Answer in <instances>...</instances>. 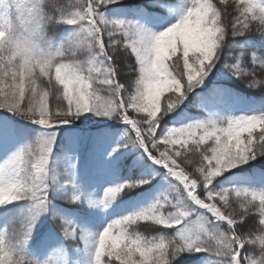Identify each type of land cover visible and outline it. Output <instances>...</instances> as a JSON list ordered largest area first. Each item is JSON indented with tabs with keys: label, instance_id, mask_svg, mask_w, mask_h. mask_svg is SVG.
I'll return each instance as SVG.
<instances>
[{
	"label": "snow or ice",
	"instance_id": "6c2138e0",
	"mask_svg": "<svg viewBox=\"0 0 264 264\" xmlns=\"http://www.w3.org/2000/svg\"><path fill=\"white\" fill-rule=\"evenodd\" d=\"M258 53L264 0H0V111L16 117L0 122V207L28 205L0 264H39L24 253L49 213L90 264H264V102L237 114L223 83L264 94ZM127 150L143 171L116 180ZM90 172L99 198L74 190ZM153 174L151 203L101 224L53 204L106 211Z\"/></svg>",
	"mask_w": 264,
	"mask_h": 264
},
{
	"label": "trees",
	"instance_id": "16d2710c",
	"mask_svg": "<svg viewBox=\"0 0 264 264\" xmlns=\"http://www.w3.org/2000/svg\"><path fill=\"white\" fill-rule=\"evenodd\" d=\"M135 0L126 1L128 4L134 3ZM117 18L120 19H131V15L124 14L119 15ZM243 37L239 38L240 43H244ZM237 55L239 53H236ZM264 55V53H258ZM212 79L211 77L209 78ZM207 83V82H206ZM227 88L231 89L232 99L243 100L244 103L260 104L264 102V94L260 93L257 89H247L241 84L238 80L234 78L228 79L223 82ZM187 103V102H186ZM226 105V104H225ZM227 106V105H226ZM190 114L195 115L201 110L198 108L189 109ZM95 117L92 120L88 121L89 126H95L94 122ZM79 123V122H78ZM112 123V122H111ZM110 123V124H111ZM23 124V123H21ZM117 128L124 130L123 125H117ZM128 155L124 158V167L121 169V172L116 180H126L128 178H137L141 175L143 169L139 160V153L137 150H127ZM149 163H151L149 161ZM259 171V170H257ZM154 178L151 180L149 185H145L144 188L135 189L125 196H122L118 201H116L109 209H90L84 203L72 204L68 203L66 199L54 200L53 204L58 205L60 208L66 210L65 219L70 220L76 224H82L85 219L86 214L91 213V216L88 217L93 223L101 224L102 221L111 220L116 218L119 215L127 214L129 212L137 210L139 207L147 206L151 203L160 189L158 186L161 184L162 177L158 174H153ZM230 176L232 174H229ZM236 176L242 178L243 180L251 179L252 170L247 172H241L237 170ZM114 182V181H113ZM107 184H97L95 183V173L90 172L87 176L78 173L77 178V188L75 191H79L82 194V197H93L99 198L102 196L103 188ZM73 189H69V192ZM25 202H18L14 204L9 210H7V215L10 217L18 216L22 220L26 214L28 208ZM58 220H54L51 213L41 216L39 222L36 224V228L33 231L37 234V239H33L25 248V257L29 260L38 261L39 264H56L55 258L51 252L54 249L66 248V253L69 255V261L73 264H90L91 261V249L89 246L85 245L80 241H66L63 235L55 228ZM258 224V220L255 221ZM91 231H97L98 228L89 229ZM141 231H144L146 234H151V230L147 228H141ZM55 231V237H59L58 241H52L51 243H44L45 236L51 232ZM52 244V245H51ZM56 246V248H54ZM199 264V262H197Z\"/></svg>",
	"mask_w": 264,
	"mask_h": 264
},
{
	"label": "rangeland",
	"instance_id": "374dc122",
	"mask_svg": "<svg viewBox=\"0 0 264 264\" xmlns=\"http://www.w3.org/2000/svg\"><path fill=\"white\" fill-rule=\"evenodd\" d=\"M126 1H131V0H126ZM228 107L235 108L237 110V114H239V111L242 109H245L247 106L255 105L252 103H244L242 100L238 99H226L224 102ZM0 122H7L8 124H12L16 122V117L12 116L11 114L0 111ZM18 123H25L24 121H19ZM111 123V122H109ZM31 127L36 128L37 126L32 125ZM5 157V153L3 151H0V161H2ZM18 203V202H17ZM9 204L4 207H0V230H2L4 227H16L19 225V223L23 220H20L18 216L15 217H10L7 215V210H9L11 207L14 206V204ZM27 207L28 205L25 204ZM27 210V208H25ZM33 239H37V234L32 233V238L29 242H31ZM59 237H55L53 241H58ZM52 245V244H51ZM56 248V246H54ZM51 254H53V257L56 259L55 262L56 264H73L72 262L69 261V255L66 253V248H59V249H54Z\"/></svg>",
	"mask_w": 264,
	"mask_h": 264
}]
</instances>
